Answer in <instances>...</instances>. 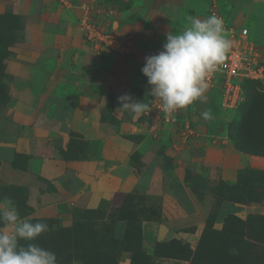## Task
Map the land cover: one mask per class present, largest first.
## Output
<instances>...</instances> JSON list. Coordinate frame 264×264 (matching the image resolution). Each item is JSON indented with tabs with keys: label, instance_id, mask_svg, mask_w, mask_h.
Wrapping results in <instances>:
<instances>
[{
	"label": "crops",
	"instance_id": "0c3cea01",
	"mask_svg": "<svg viewBox=\"0 0 264 264\" xmlns=\"http://www.w3.org/2000/svg\"><path fill=\"white\" fill-rule=\"evenodd\" d=\"M181 8L200 19L216 9L237 25L264 31V0H154L135 20L113 27L93 12L54 0H0V16L23 17V39L6 59L13 128L0 145L9 155L0 159V186L26 194L21 218L70 226L86 220V211L99 213L93 220L113 221V238L123 239L118 264H132L130 245L123 244L131 242L133 222L142 249L153 255L150 264H191L210 216L207 196L193 188L192 175L234 183L246 165L264 173V155L244 154L199 125L184 143L173 127L145 113L133 119L130 111H117L125 94L149 105L150 86L141 72L146 56L97 53L84 40L80 17L88 13L122 37L135 34L143 49L156 41L152 27L158 34L170 31ZM147 21L153 25L146 27ZM8 198L17 207L12 195L0 204ZM235 205L240 219L264 215V199ZM223 224L214 219L213 228Z\"/></svg>",
	"mask_w": 264,
	"mask_h": 264
},
{
	"label": "rangeland",
	"instance_id": "374dc122",
	"mask_svg": "<svg viewBox=\"0 0 264 264\" xmlns=\"http://www.w3.org/2000/svg\"><path fill=\"white\" fill-rule=\"evenodd\" d=\"M54 1L56 4L61 3L60 0ZM67 1L74 8L79 6L89 14L93 12L102 23L113 27L135 20L140 16L137 12L145 9L154 0ZM63 5L69 7L65 3ZM189 16L191 15L181 8L174 15L175 20L172 22L170 31L158 34L156 28L152 27L156 43L162 46L169 32L182 31L188 26L187 17ZM9 22L10 31L7 27ZM151 25H153L151 21L145 23L146 27ZM22 28L23 17L21 15H10V21L6 17H0V145L7 142L10 127L13 128L10 124V94L6 84L8 78L6 59L10 56V48L22 41ZM249 28L255 43L263 46L264 31L261 28L252 27L251 24ZM243 86L244 100L235 108L223 106L222 90L219 86L207 89L206 99L203 102L197 101L179 114L177 127L183 126L186 122L191 129L199 125L206 134L224 137L244 154L264 155V83H244ZM204 113H208L210 118L205 119ZM147 116L153 119L151 115ZM159 124L170 127L167 124ZM191 137L190 135L183 142H187ZM8 156L6 150L0 148V159L4 160ZM249 169L250 167L246 165L241 170L237 185L236 182L230 183L224 180L212 182L202 175H192L193 188L198 193L207 196L210 217L215 220L220 218L224 220L221 230L206 231L205 245L202 251L196 253L193 264H264V215L251 213L245 219H240L234 214L240 211V206H236L237 201L233 200L237 199L238 202L246 203L251 199L260 201L264 198V175L262 176L259 171ZM244 177L249 179L245 184L242 183ZM7 195H12L17 201V209L21 216L19 207L26 195L24 189L0 186V199ZM82 216L86 218V215ZM91 217L101 218L102 215L97 213L92 214ZM26 219L32 223H45L49 226L48 232L30 243L55 252L58 264H118L121 252L111 233V221L80 220L74 221L73 225L64 226L62 221L58 220ZM73 226L79 232L76 236L71 233ZM239 228L242 229L239 230ZM131 241L134 242V239L131 238ZM21 243L29 242L22 241ZM131 244L128 242L124 244V247ZM142 261L147 263L146 259L135 256L132 264H142Z\"/></svg>",
	"mask_w": 264,
	"mask_h": 264
},
{
	"label": "clouds",
	"instance_id": "9594fccd",
	"mask_svg": "<svg viewBox=\"0 0 264 264\" xmlns=\"http://www.w3.org/2000/svg\"><path fill=\"white\" fill-rule=\"evenodd\" d=\"M187 20L182 31L166 35L161 51L145 57L141 69L150 96L162 102L169 117L206 99L207 78L223 65L232 47L219 17L189 16ZM118 101L121 107L117 111H130L133 119L150 112L148 104L134 101L130 95H122ZM203 115L210 118L208 113ZM0 225V264H58L55 252L30 243L48 232L49 226L21 218L11 198L0 204Z\"/></svg>",
	"mask_w": 264,
	"mask_h": 264
},
{
	"label": "built area",
	"instance_id": "2783aa9c",
	"mask_svg": "<svg viewBox=\"0 0 264 264\" xmlns=\"http://www.w3.org/2000/svg\"><path fill=\"white\" fill-rule=\"evenodd\" d=\"M60 2L71 7L67 0ZM212 15L219 17L223 22L225 35L231 39L232 47L223 65L207 78V89L219 86L222 90V104L225 108H235L243 100L242 83L244 81H256L264 83V49L255 43L250 35L249 28L234 23L227 14L216 9L211 10ZM84 40L97 52L109 51L124 55L141 51L146 57L155 55L162 50V46L156 41L141 49L140 41L135 34L129 33L120 36L112 29H105L96 21L92 20L88 13L79 19ZM150 112L146 115L174 128V132L183 141L193 135V130L188 122L177 127L179 114L184 110H178L171 117L167 116L162 109V102L151 96L149 103Z\"/></svg>",
	"mask_w": 264,
	"mask_h": 264
},
{
	"label": "trees",
	"instance_id": "16d2710c",
	"mask_svg": "<svg viewBox=\"0 0 264 264\" xmlns=\"http://www.w3.org/2000/svg\"><path fill=\"white\" fill-rule=\"evenodd\" d=\"M0 17H5V15H1ZM244 83H261V82H256V81H244L243 83H242V88H243V100H244V96H245V93H244ZM256 154V153H255ZM249 170H255V171H259V170H257V169H254V168H250ZM241 172V171H240ZM260 173H262V176L264 175V173L262 172V171H259ZM239 177L240 176H238V178H237V180H236V185H237V182H238V179H239ZM249 181V179L248 178H246V177H244V178H242V183L243 184H245V183H247ZM263 181H264V179H263ZM239 183V182H238ZM263 198V197H262ZM249 199H251V198H249ZM264 199V198H263ZM251 200H253V199H251ZM233 201H237L238 202V200L237 199H235V200H233ZM20 208V210H21V215L23 214V212H22V206H20L19 207ZM120 210V209H119ZM118 210H114L111 214H109V216H108V218L109 219H114V213L115 212H117ZM92 214H94V212H92V211H86V213L84 214V215H86V220L87 221H95V220H93V217H91V215ZM124 216V215H123ZM85 220V219H84ZM111 221V220H110ZM128 221L131 223V219H128ZM112 222L113 221H111V225H112ZM213 222H214V219L213 218H211L210 216H209V218H208V221H207V225H206V228H205V231H204V234H203V236H202V238H201V241H200V245H199V248H198V250L195 252V254H194V256H193V258H192V263L191 264H193L194 263V260H195V255H196V253H198V252H200V251H202L203 250V246L205 245V243H204V238H205V233H206V231L207 230H215L214 228H213ZM105 224V223H104ZM110 224V223H109ZM111 228H112V226H111ZM242 229V228H241ZM240 228H239V230H241ZM239 232V231H238ZM72 235L73 236H76V235H78V233L79 232H77V229L73 226V228H72ZM130 234H128L129 236H127V238L128 239H130V241H131V238L132 239H134V242L133 241H131V245L130 246H128L129 247V250H131L132 252H131V254H132V260H133V257H135V256H139V257H141L142 259H146L147 260V263H144L143 261H142V264H150L149 263V259L153 256L152 254H150L148 251H146V250H144V249H142V247H141V245H140V241H141V237H140V228H139V226H138V224L136 225L135 223H133L132 222V224H131V228H130V232H129ZM103 234V233H102ZM114 239V241L116 242V244H120L121 243V241H123V239L121 240V241H119V240H117V239H115V238H113ZM103 241H105V239L103 240ZM259 242V241H258ZM260 243V242H259ZM203 244V245H202ZM124 245V244H123ZM120 252H121V250H120ZM158 253V252H157ZM155 254V253H154Z\"/></svg>",
	"mask_w": 264,
	"mask_h": 264
}]
</instances>
